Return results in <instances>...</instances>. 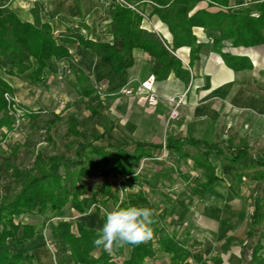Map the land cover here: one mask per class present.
I'll return each mask as SVG.
<instances>
[{"label": "crops", "instance_id": "obj_1", "mask_svg": "<svg viewBox=\"0 0 264 264\" xmlns=\"http://www.w3.org/2000/svg\"><path fill=\"white\" fill-rule=\"evenodd\" d=\"M126 1L142 17L141 28L156 34L167 49L183 63L190 73L187 82L181 80L175 72H171L166 80H159L154 73L155 59L143 49H134V66L116 75L112 67L104 64L92 51L83 48L76 40L69 41L73 35L80 34L85 40L113 44L114 35L109 31L113 21L111 12L115 5L120 4L108 0H0L23 22L34 23L33 9L38 8L41 22L51 25L53 33L59 39L58 43L65 46L72 55L73 63L90 75L93 82L105 89L106 95H109L115 106L128 104L132 113L138 115L135 120L124 121V125L135 136L133 140L164 144L168 134H173L177 139L192 138L220 146L224 155L212 152L209 156L219 180L202 197L189 190L196 180H204V172L195 170L194 162L188 158L182 159L180 166L190 182L171 174L152 185V189L145 187L149 193V201L156 206V223L152 227L157 224L162 227L163 222L157 217L165 216L168 231L196 257V260H190L191 263L247 264L251 260V251L244 253V249L257 234L252 239L249 238L254 205L262 185L255 179L256 173L262 168L255 165L258 156L264 155V44L246 47L234 46L231 41L226 40L218 43L216 39L220 38L219 32L196 26L192 31L196 37V47L199 48L194 50L192 47L183 46L174 52V37L164 20L167 8L152 0ZM254 2L264 0H230L229 5L239 8ZM197 12L215 15L219 12L226 13L227 8L212 5L209 0H200L188 13V17ZM253 16L258 17L259 14ZM224 54L233 58L230 63L233 66L224 59ZM68 65V61L58 62L56 58H51L43 72L44 81L36 83L29 78L31 72L22 76L10 74L16 70L0 57V78L7 81L15 93L22 89L30 91L34 88L33 85L45 87L46 91L48 88L52 90L51 87L58 88L57 82L61 76H65L67 89L76 93L81 88L77 84L75 71L69 70ZM151 75L157 77L156 90L161 97L158 106L149 107L144 93L134 91L133 96H124L125 88L135 89ZM183 94L186 97L179 116L169 122V99ZM142 97L145 101L140 104ZM104 139L97 142V145H109L100 143ZM242 139L251 148L246 159L236 167L227 158L236 155ZM130 143L128 141L125 146L119 147H128ZM229 145L231 149L228 148ZM184 151L190 156H197L202 148L187 145ZM168 156L167 152L163 153L152 160L156 164L154 168L142 167L143 170L149 176L163 174L169 165L172 166ZM238 174L243 175L241 181L236 177ZM134 190L137 191V188ZM172 191L176 194L171 197L169 193ZM120 198L123 199V194ZM116 205L118 204L110 201L102 209L106 213ZM90 211L89 208V213ZM79 215L80 218L76 217V224L84 222L91 229L102 226L101 215L98 218L85 217L87 214ZM188 219L192 220L191 227L187 225ZM259 230L263 232L262 227ZM18 238L17 242L9 241L13 253L33 255L40 264H57L56 250L50 248L43 233L38 234L32 241L24 240L21 229ZM261 247L258 256L264 259V238L261 239ZM102 251V248L95 250L93 256L100 257ZM131 252L132 247H124V260L130 258ZM110 253L115 256V260L120 261L113 251ZM165 261L171 264L168 255L158 253L149 263L161 264Z\"/></svg>", "mask_w": 264, "mask_h": 264}, {"label": "trees", "instance_id": "obj_2", "mask_svg": "<svg viewBox=\"0 0 264 264\" xmlns=\"http://www.w3.org/2000/svg\"><path fill=\"white\" fill-rule=\"evenodd\" d=\"M133 2L134 0H128ZM166 7L164 20L168 23L174 37L175 52L183 46L196 50V37L192 28L199 26L206 30L220 33L218 43L231 41L234 46L252 47L264 44V2H254L252 5L239 8L230 7V0H209L212 5L227 8V12L210 15L197 12L192 17L188 13L193 10L200 0H152ZM34 23L23 22L7 4L0 2V57L16 70L12 75L22 76L28 72L30 80L36 83L44 81L43 72L48 67V60L56 58L58 62L68 61V69L76 73L77 84L82 95L89 99L86 108L92 119L100 121L103 132L84 129L82 121L75 115L67 118V131L64 135H52V129L64 117L50 113L51 116L42 121L48 132V141L55 147L57 154L50 155L45 151L36 154L31 168L21 169L9 165L11 177L17 187L13 193L5 192L0 195V264H36V259L30 254H15L9 246L10 240L23 229L24 240H34L38 234L51 230L50 240L56 244L57 264H150L149 260L164 253L171 258V264H194L193 253L171 234L165 225V216L157 218L162 223L154 229L152 240L138 246H131L129 259L115 260V256L103 248L102 255L93 256L97 249L93 245L97 229L88 228L84 222L77 223V233L73 231V223L67 220L65 213L68 207L81 215L89 213V205L93 203L101 215V224L105 214L101 213L108 202L112 201L122 207L129 205L147 206L156 211V206L149 201L150 189L161 178L165 179L176 174L185 182H190L188 176L182 173L181 160L191 159L195 170L204 172V180H196L192 188L194 195L202 197L207 189L217 182L216 169L210 161V154L216 152L224 155L219 145L208 144L195 139H177L168 134L164 144L131 140L128 147L116 145H97L104 139L115 124L114 120L104 115L106 106L102 97L94 89V82L82 68L73 63L69 50L58 43V37L53 33L48 23H42L38 8L33 9ZM112 23L109 31L114 35L113 44L96 43L85 40L80 34H75L69 41L76 40L79 44L101 58L104 64L112 67L116 75L134 66L133 51L140 48L155 59L154 73L159 80H166L171 72L183 81H188L190 73L183 63L175 57L154 33L141 28L142 17L132 9L115 5L112 9ZM253 14H259L258 17ZM230 64L233 60L229 55H223ZM37 63V68H35ZM233 66V64H230ZM18 111L23 116L39 120L41 112H34L18 103L12 86L0 78V136H5L1 130L11 133L17 129ZM191 145L202 148L197 156L185 153L184 147ZM132 149L131 151L129 150ZM231 149V145L228 146ZM250 145L242 139L236 155L227 160L236 167L246 159ZM168 153V161L172 164L163 174L149 176L142 168L143 162L155 160L163 153ZM255 167L262 168L255 179L262 183V191L256 199L252 215L249 238L252 239L259 228L264 232V155H259ZM98 172L103 183L92 195L88 196V187L83 183L90 174ZM242 180L243 175L238 174ZM122 181L120 182V180ZM137 188V191L134 189ZM123 194V199L120 198ZM22 215H41L47 222L43 226L22 225L16 219ZM54 219H58L55 221ZM256 245H247L245 251H251V260L247 264H264V259L258 256L261 250V239ZM155 239V241H154ZM116 257L122 256L124 247L113 250Z\"/></svg>", "mask_w": 264, "mask_h": 264}, {"label": "rangeland", "instance_id": "obj_3", "mask_svg": "<svg viewBox=\"0 0 264 264\" xmlns=\"http://www.w3.org/2000/svg\"><path fill=\"white\" fill-rule=\"evenodd\" d=\"M64 81L65 76H61V79L57 82L58 88L51 87L52 90L48 88V91H46L45 87L41 86V88L40 86L33 85L34 88L30 91L22 89L21 92H15V99L18 103L24 105L31 111L41 112L42 116L39 120H35L31 117H24L23 112L18 111L17 117H19V120L16 125L17 129L11 133H8L6 129L1 130L4 135L6 134V137L3 135L0 136V195L5 192L13 193L14 189L17 187L15 181L10 176V164L21 169H27L32 167L36 154L39 151L43 150L50 155L57 154L55 147L48 141V132L42 123L44 119L51 116L50 113L64 117V120L57 123L52 129V135L55 139L57 138L55 137L56 135H64L66 133L68 126L67 118L70 115H75L82 121L84 125L83 130L88 128L89 130L103 132V128L100 126V121L92 119L91 113L86 108L89 99L85 98L82 95V92L78 89L76 93L71 92L70 89H67ZM53 84H55V82ZM41 90H44V92L42 93ZM104 93L105 94L101 96L102 101L106 106L104 115L111 117L115 124L111 127L103 142L100 143L125 146L128 141L135 139V136L129 128L124 125V121L130 119L135 120L138 115L135 116V114L132 113L128 104H124L122 106L120 105V107L115 106L113 100L109 99V95H106V91ZM124 96H133V94L128 95L124 93ZM140 100V104L145 101L144 98ZM169 106L168 118L169 122H172L178 118L182 105L177 109L178 115L175 118L171 117V113L175 109V105L170 103ZM129 150L131 151L132 149L129 148ZM155 165L154 161H144L142 167L151 169L154 168ZM170 166L171 165H169V167ZM194 177L196 178L197 176L195 175ZM83 183H85V186L88 187V196L90 197L101 187L103 178L98 172H92L90 176L83 181ZM185 188L188 189L186 185ZM262 188L263 186L260 185L258 196L261 194ZM191 190L192 189L189 191L191 192ZM175 194L176 193L173 191L169 193L171 197ZM120 196L122 197V194H120ZM89 208L91 211L87 214L88 216L85 217L98 218V215L100 216L99 212L96 210L97 207H95L93 203H90ZM104 212V209H101V213ZM63 215L67 217V220L73 223V231L77 233L76 222L78 221L77 218H80L79 213L71 207H68L65 213L61 216ZM190 219H188L189 223L187 224L189 227L192 225V220ZM54 220L57 221L58 219ZM16 222L21 223L22 225L43 226L44 223L47 222V219L41 215H22L16 219ZM261 234H264V232L259 230L255 237L250 241V244L253 246L256 245ZM43 236L48 240L50 248L52 250H56V244L50 240L51 230L46 228ZM15 240V242L19 240L18 234L16 235ZM117 258L122 261L126 258V255L123 253L122 256H117ZM36 263L40 264L38 259H36ZM167 263V261L161 262V264Z\"/></svg>", "mask_w": 264, "mask_h": 264}, {"label": "clouds", "instance_id": "obj_4", "mask_svg": "<svg viewBox=\"0 0 264 264\" xmlns=\"http://www.w3.org/2000/svg\"><path fill=\"white\" fill-rule=\"evenodd\" d=\"M154 216V209L147 206L116 205L106 212L104 223L96 231L93 245L110 253L115 248L147 243L154 236Z\"/></svg>", "mask_w": 264, "mask_h": 264}, {"label": "built area", "instance_id": "obj_5", "mask_svg": "<svg viewBox=\"0 0 264 264\" xmlns=\"http://www.w3.org/2000/svg\"><path fill=\"white\" fill-rule=\"evenodd\" d=\"M108 1L113 2V3H117V4H120L122 6H126L128 8L135 10V7L132 4H130L129 2H127L126 0H108ZM156 83H157V77L155 75H151L148 79L141 82L137 88H135V89L125 88L123 92L128 94V95L133 94L134 91H136L137 93H144V94H146L145 97H146L148 105L151 107H156L161 102V97L158 95L157 90H156ZM94 89L96 90V92L100 96H103L105 94L104 88L101 85H99L98 83L94 82ZM185 97H186V94H183L179 97L169 99V102L172 105H175V109L171 113L172 118H175L178 115L177 109L181 105H183ZM121 181H122V179L120 180V182Z\"/></svg>", "mask_w": 264, "mask_h": 264}]
</instances>
